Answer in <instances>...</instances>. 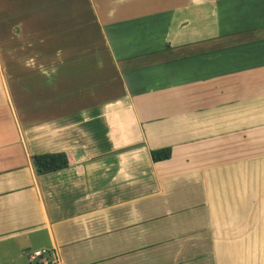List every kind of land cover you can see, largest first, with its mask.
<instances>
[{
  "label": "crops",
  "instance_id": "1",
  "mask_svg": "<svg viewBox=\"0 0 264 264\" xmlns=\"http://www.w3.org/2000/svg\"><path fill=\"white\" fill-rule=\"evenodd\" d=\"M0 9V264H264V0Z\"/></svg>",
  "mask_w": 264,
  "mask_h": 264
},
{
  "label": "trees",
  "instance_id": "2",
  "mask_svg": "<svg viewBox=\"0 0 264 264\" xmlns=\"http://www.w3.org/2000/svg\"><path fill=\"white\" fill-rule=\"evenodd\" d=\"M153 161L166 159L169 156V147L150 149ZM31 164L36 175L46 174L69 166L66 153L63 151L42 152L30 156Z\"/></svg>",
  "mask_w": 264,
  "mask_h": 264
},
{
  "label": "built area",
  "instance_id": "3",
  "mask_svg": "<svg viewBox=\"0 0 264 264\" xmlns=\"http://www.w3.org/2000/svg\"><path fill=\"white\" fill-rule=\"evenodd\" d=\"M30 264H58L59 260L54 248H39L33 250L29 257Z\"/></svg>",
  "mask_w": 264,
  "mask_h": 264
},
{
  "label": "rangeland",
  "instance_id": "4",
  "mask_svg": "<svg viewBox=\"0 0 264 264\" xmlns=\"http://www.w3.org/2000/svg\"><path fill=\"white\" fill-rule=\"evenodd\" d=\"M1 10V9H0Z\"/></svg>",
  "mask_w": 264,
  "mask_h": 264
}]
</instances>
